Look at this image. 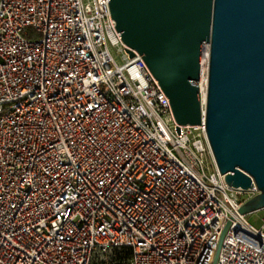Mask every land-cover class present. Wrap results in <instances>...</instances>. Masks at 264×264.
<instances>
[{
  "label": "built area",
  "instance_id": "built-area-1",
  "mask_svg": "<svg viewBox=\"0 0 264 264\" xmlns=\"http://www.w3.org/2000/svg\"><path fill=\"white\" fill-rule=\"evenodd\" d=\"M119 34L108 0H0V264H213L228 221L216 264H264V207L260 228L239 212L258 189L208 143L209 44L179 126Z\"/></svg>",
  "mask_w": 264,
  "mask_h": 264
},
{
  "label": "water",
  "instance_id": "water-1",
  "mask_svg": "<svg viewBox=\"0 0 264 264\" xmlns=\"http://www.w3.org/2000/svg\"><path fill=\"white\" fill-rule=\"evenodd\" d=\"M108 3L122 41L142 55L179 126L201 121L198 78L203 45L209 44L204 107L208 143L229 187L258 189L239 212L263 208L264 0ZM230 224L221 233L213 264Z\"/></svg>",
  "mask_w": 264,
  "mask_h": 264
},
{
  "label": "rangeland",
  "instance_id": "rangeland-1",
  "mask_svg": "<svg viewBox=\"0 0 264 264\" xmlns=\"http://www.w3.org/2000/svg\"><path fill=\"white\" fill-rule=\"evenodd\" d=\"M110 51L116 61L121 63V53L118 51V49L116 47L110 46ZM209 170H213V167H210ZM246 195L247 194H245L244 197ZM245 217L247 221L255 228H260L263 224V211L261 209L247 213L245 214Z\"/></svg>",
  "mask_w": 264,
  "mask_h": 264
},
{
  "label": "trees",
  "instance_id": "trees-1",
  "mask_svg": "<svg viewBox=\"0 0 264 264\" xmlns=\"http://www.w3.org/2000/svg\"><path fill=\"white\" fill-rule=\"evenodd\" d=\"M129 255H130V250L127 249H121L116 252V257L120 260V262L122 261V264L127 263V258L129 257Z\"/></svg>",
  "mask_w": 264,
  "mask_h": 264
}]
</instances>
